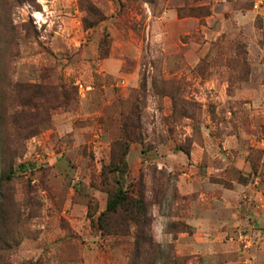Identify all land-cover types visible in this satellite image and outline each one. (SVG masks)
Listing matches in <instances>:
<instances>
[{
	"label": "rangeland",
	"instance_id": "374dc122",
	"mask_svg": "<svg viewBox=\"0 0 264 264\" xmlns=\"http://www.w3.org/2000/svg\"><path fill=\"white\" fill-rule=\"evenodd\" d=\"M5 164L0 264H131L117 180L175 264H264V0H0Z\"/></svg>",
	"mask_w": 264,
	"mask_h": 264
},
{
	"label": "trees",
	"instance_id": "16d2710c",
	"mask_svg": "<svg viewBox=\"0 0 264 264\" xmlns=\"http://www.w3.org/2000/svg\"><path fill=\"white\" fill-rule=\"evenodd\" d=\"M144 1L151 6L157 2V0ZM88 11L91 13L96 12L93 8ZM122 138L123 140L128 139V134L124 132ZM127 142L118 143V147L122 148L124 146V153L120 155L119 164L116 166L111 161L106 168L103 167V175L112 172L116 174L124 173L123 169L126 165L124 161L126 156L125 144ZM9 164H5L8 168L0 175V187L12 181L15 176L12 166ZM116 183V189L108 192L105 210L96 219L101 231L123 235L133 229L134 251L131 264H157V261L163 259H165V264H175L174 261L164 256L159 245H156L151 238V219L148 216L149 203L145 200L144 195L125 191L118 180Z\"/></svg>",
	"mask_w": 264,
	"mask_h": 264
},
{
	"label": "built area",
	"instance_id": "2783aa9c",
	"mask_svg": "<svg viewBox=\"0 0 264 264\" xmlns=\"http://www.w3.org/2000/svg\"><path fill=\"white\" fill-rule=\"evenodd\" d=\"M78 91H79V94H83V87L82 85H78Z\"/></svg>",
	"mask_w": 264,
	"mask_h": 264
}]
</instances>
